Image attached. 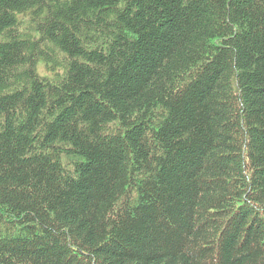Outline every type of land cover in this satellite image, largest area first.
Instances as JSON below:
<instances>
[{
  "label": "trees",
  "instance_id": "1",
  "mask_svg": "<svg viewBox=\"0 0 264 264\" xmlns=\"http://www.w3.org/2000/svg\"><path fill=\"white\" fill-rule=\"evenodd\" d=\"M0 264H264V0H0Z\"/></svg>",
  "mask_w": 264,
  "mask_h": 264
}]
</instances>
